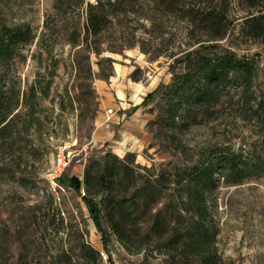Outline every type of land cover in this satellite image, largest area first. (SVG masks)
Wrapping results in <instances>:
<instances>
[{"label":"rangeland","instance_id":"1","mask_svg":"<svg viewBox=\"0 0 264 264\" xmlns=\"http://www.w3.org/2000/svg\"><path fill=\"white\" fill-rule=\"evenodd\" d=\"M97 2L112 14L86 39L87 5ZM181 7L179 0H127L114 8L106 0H0V26L26 25L33 34L0 63L4 92L11 102L18 98L0 135V264H264V38L243 33L245 12L231 0L230 29L216 42L251 60V80L228 84L214 108L170 139L149 126L164 104L170 65L207 39ZM136 83L142 97L158 90L141 108L143 139L126 138L121 144L128 150L120 155L122 127L105 121L103 91L122 88L129 114ZM215 146L240 157L253 151L260 168L254 172L248 161L237 172L218 171L204 194L200 224L195 207L170 181L152 206L151 214L160 210V217L149 231L154 216L123 183L111 195L123 199L124 216L102 206L101 232L83 199L86 185L78 190L69 182L90 170V195L101 204L103 155H131L137 174L147 173L144 166L168 174L174 164L193 163ZM61 149L70 162L57 179L62 188H54L47 175Z\"/></svg>","mask_w":264,"mask_h":264},{"label":"trees","instance_id":"2","mask_svg":"<svg viewBox=\"0 0 264 264\" xmlns=\"http://www.w3.org/2000/svg\"><path fill=\"white\" fill-rule=\"evenodd\" d=\"M126 1L106 0V4L114 8L122 6ZM179 2L183 3L181 8L188 20L202 26L207 39L197 41L198 46L183 52L170 65L171 80L161 92L164 104L160 107L155 119L149 123V126L157 125L158 129L164 130L163 134L171 137L170 139L174 138L176 129L194 122L204 114L205 109L214 108L220 102L223 90L228 84L236 82L241 77L249 83L254 70V65L248 57L239 56L236 51L216 42L225 38L230 29L228 10L231 0H179ZM237 3L245 12L242 15L243 33L251 38H264V0H237ZM102 6L104 5L100 2L87 5V17L83 28L86 39L89 35L98 34L112 14V12H103L108 8L104 9ZM32 37L29 26L1 25L0 63L9 60L15 48L18 45L19 47L26 45ZM94 52L98 54L97 49ZM175 63L178 64L177 68ZM157 90L156 88L147 96L151 97ZM10 96L3 90L0 75V135L9 126L12 119L10 115L18 104V98L11 102ZM23 100L24 103H28L26 96ZM130 156L118 158L110 153L102 156V167L97 178L99 191L104 193L100 198L101 204L90 195L88 188L92 179L90 170L85 171L83 180L75 176L69 180L70 184L78 190L81 189L82 183L86 185L83 199L95 225L101 232H104L101 224L102 206H110L119 218L124 216L123 199L111 195L114 188L120 184L124 183L132 187L134 200L139 199L146 213L151 214L152 206L161 198L171 181L184 192V199L188 206L195 207L193 214L199 217L197 223L200 224L205 208L204 194L212 186L218 171L227 169V171L237 172V167L241 164L249 165L248 161H251L250 165L254 172L260 168L259 157L253 151H249L245 157H240L233 153H226L218 146L213 147L208 155L199 157L193 163L174 164V170L168 174L151 173L146 166L142 167L146 174H137L136 166L132 164ZM159 214L160 210L151 214L154 220L149 226V231L156 228ZM114 222L121 226L118 219ZM85 254L89 256L90 253L85 251Z\"/></svg>","mask_w":264,"mask_h":264},{"label":"crops","instance_id":"3","mask_svg":"<svg viewBox=\"0 0 264 264\" xmlns=\"http://www.w3.org/2000/svg\"><path fill=\"white\" fill-rule=\"evenodd\" d=\"M118 75V73H116ZM117 75L115 76V79L117 78ZM134 90L133 97L135 98V101H133V107L129 111V114L124 111L125 104L123 103V99L125 98V92L122 88L115 89L113 92L109 90L103 91V97H102V109H104V117L106 116V111L108 109H112L113 113L111 114V122L112 123H119L122 127L121 130V140L120 144L116 145L118 148V151L120 152V155L124 152H126L128 149L125 145H122L121 142H123L126 138L127 140L130 139H143L142 134L145 133L143 127L147 121V118L143 117L142 115V106H145L147 104V101L150 97L147 95L149 93H152V91H148V93H145L143 97L140 95L142 92V86L138 90V83H136V86L132 87ZM127 106L129 103H126ZM123 108L118 113H115L114 110H117ZM131 143V141H128Z\"/></svg>","mask_w":264,"mask_h":264},{"label":"built area","instance_id":"4","mask_svg":"<svg viewBox=\"0 0 264 264\" xmlns=\"http://www.w3.org/2000/svg\"><path fill=\"white\" fill-rule=\"evenodd\" d=\"M112 113H113L112 109H108L106 111L105 121H108L111 118ZM69 162H70L69 157L64 153V149H61V151L58 153L56 157L54 168L47 175L49 182L51 183V185L54 186V188L55 187L62 188V186L58 183L57 179L59 176H61L63 170L68 166Z\"/></svg>","mask_w":264,"mask_h":264},{"label":"bare ground","instance_id":"5","mask_svg":"<svg viewBox=\"0 0 264 264\" xmlns=\"http://www.w3.org/2000/svg\"><path fill=\"white\" fill-rule=\"evenodd\" d=\"M118 66H116V72L118 73V69H117ZM141 85L138 84V90L140 89Z\"/></svg>","mask_w":264,"mask_h":264}]
</instances>
